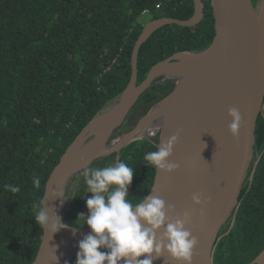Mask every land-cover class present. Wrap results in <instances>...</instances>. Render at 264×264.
Listing matches in <instances>:
<instances>
[{
	"label": "trees",
	"instance_id": "1",
	"mask_svg": "<svg viewBox=\"0 0 264 264\" xmlns=\"http://www.w3.org/2000/svg\"><path fill=\"white\" fill-rule=\"evenodd\" d=\"M262 0H253L259 7ZM164 2L160 10L156 5ZM194 26L169 24L155 31L139 52L138 82L149 69L178 51L208 47L216 34L211 0ZM153 18L189 19L194 0H0V264H32L43 237L34 216L46 183L67 148L99 113L112 106L132 77L133 50ZM175 80H159L140 98L122 128L136 123L174 90ZM159 136L134 141L121 161L134 168L128 188L140 202L154 183L156 168L144 153ZM259 163L248 184L236 233L219 264H250L264 250V112L256 127ZM111 154L91 167L107 166ZM39 178V188L34 186ZM18 187L12 192L10 187ZM83 175L74 181L63 220L76 226L87 213ZM74 197V198H73ZM86 224V223H85ZM84 224V225H85ZM83 225V226H84ZM76 255L69 262L74 264Z\"/></svg>",
	"mask_w": 264,
	"mask_h": 264
},
{
	"label": "water",
	"instance_id": "2",
	"mask_svg": "<svg viewBox=\"0 0 264 264\" xmlns=\"http://www.w3.org/2000/svg\"><path fill=\"white\" fill-rule=\"evenodd\" d=\"M194 3L195 12L189 19L160 17L144 25L133 50L130 82L116 102L88 123L67 148L46 183L43 200L47 195L50 212L56 211L63 218L72 182L82 175L86 163L91 167L97 160L114 153L116 160H120L124 148L145 139L146 135L133 137L120 148L112 149L116 140L113 137L153 84L160 79L175 80L174 90L161 100L175 92L180 77L169 74L167 68L180 64L194 73L195 86L188 119L169 157L179 167L172 172L156 169L154 183L147 195L159 196L166 205H172L174 211L168 213L169 216L183 217L185 212L188 213L184 226L198 240L191 264H219L236 233L248 184L259 163V156L256 159V127L259 115L264 112V0L259 7L253 0H211L216 29L212 43L199 51L174 53L154 64L146 77L138 82L139 52L143 43L165 25L199 24L205 16V2L194 0ZM161 100L123 135L135 133ZM232 107L242 116L236 135L228 130L231 122L228 110ZM162 131L156 145L163 140ZM53 188H63L66 199L62 204V198L54 199ZM197 193L207 203L195 204L192 196ZM68 226L58 231L60 236L58 232L45 233L43 229L40 249L32 264H54L55 252L60 253L70 245L68 243L72 244L69 236L80 237L90 232L87 224ZM161 233L162 229L157 233L158 238ZM56 237H60L59 240ZM77 251L78 248L69 255L67 264ZM262 261L264 250L250 264H261ZM153 264L185 262L171 258L165 252Z\"/></svg>",
	"mask_w": 264,
	"mask_h": 264
},
{
	"label": "clouds",
	"instance_id": "3",
	"mask_svg": "<svg viewBox=\"0 0 264 264\" xmlns=\"http://www.w3.org/2000/svg\"><path fill=\"white\" fill-rule=\"evenodd\" d=\"M228 115L231 117L228 130L236 135L242 120L241 113L232 107ZM178 137L179 131L161 140L155 150L144 153L146 164L163 172L176 170L179 165L171 162L169 157ZM82 175L86 193H91V196L85 201L88 211L78 213L76 220L80 222L76 226L82 227L86 223L90 232L78 241L74 264H153L165 252L173 259L191 264L198 240L184 226L188 213L185 212L183 217L169 216L174 207L166 205L155 195H145L140 202L133 203L128 192L134 175L133 167L121 160H114L103 167H89L86 163ZM34 186L39 188V178H34ZM6 187H10L12 192L19 190L18 187ZM52 193H55L54 199L62 198L61 204L66 199L63 188H53ZM46 197L34 220L45 233L52 235L69 226L56 211L54 214L50 212ZM192 200L197 205L207 203L199 193L194 194ZM161 229L158 238L157 233ZM54 256L59 264V258Z\"/></svg>",
	"mask_w": 264,
	"mask_h": 264
},
{
	"label": "bare ground",
	"instance_id": "4",
	"mask_svg": "<svg viewBox=\"0 0 264 264\" xmlns=\"http://www.w3.org/2000/svg\"><path fill=\"white\" fill-rule=\"evenodd\" d=\"M167 72L172 75L179 76V84L175 92L168 96L167 98L161 100L150 113L142 120L139 128L135 133L122 135L116 139L112 145V149H118L126 142L131 140L133 137L144 136V135H154L162 131V139L175 135L178 131L179 134L183 130L186 121L188 119V114L190 110V102L194 91V73L183 67L180 64H173L167 68ZM173 215L172 217H175ZM60 236V232H58ZM60 237H56L59 240ZM71 239L72 244L65 246L62 251L57 253L56 256L59 258V264H64L69 259V255L74 249L78 248V241L83 238L80 237H68ZM160 238V237H159ZM54 264H57L54 256ZM264 264V261L261 262Z\"/></svg>",
	"mask_w": 264,
	"mask_h": 264
},
{
	"label": "rangeland",
	"instance_id": "5",
	"mask_svg": "<svg viewBox=\"0 0 264 264\" xmlns=\"http://www.w3.org/2000/svg\"><path fill=\"white\" fill-rule=\"evenodd\" d=\"M262 3H263V0L260 2V6H262ZM152 19H154L153 18V16L152 15H142L141 17H140V22L143 24V25H145L146 23H148V22H150ZM145 114H143V115H139L137 118H136V123H135V125H131V124H127V125H125L123 128H122V130L120 131V132H117L116 133V135L113 137V139H117L119 136H121V135H123L124 133H127V132H129V131H131L138 123H139V121H140V119L144 116ZM126 123V122H125ZM159 134L160 133H156V134H154V135H146V136H144L143 138H149V139H152V138H154V137H157V136H159ZM157 143H158V141H157ZM256 159H258V156L256 155ZM74 184V182H72V185ZM72 187V186H71ZM69 192H70V190H69ZM88 196H90V195H87L86 196V199H87V197Z\"/></svg>",
	"mask_w": 264,
	"mask_h": 264
},
{
	"label": "built area",
	"instance_id": "6",
	"mask_svg": "<svg viewBox=\"0 0 264 264\" xmlns=\"http://www.w3.org/2000/svg\"><path fill=\"white\" fill-rule=\"evenodd\" d=\"M169 1H171V0H169ZM163 5H164V2H160V3H158L157 5H156V10H160L162 7H163ZM154 15L153 14V11L151 10V9H145L144 11H143V13H142V15Z\"/></svg>",
	"mask_w": 264,
	"mask_h": 264
}]
</instances>
